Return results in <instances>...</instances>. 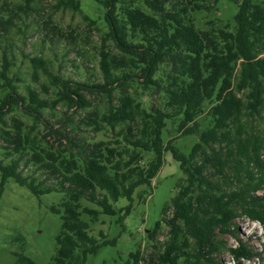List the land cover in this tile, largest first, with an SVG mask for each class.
Masks as SVG:
<instances>
[{
    "label": "trees",
    "instance_id": "16d2710c",
    "mask_svg": "<svg viewBox=\"0 0 264 264\" xmlns=\"http://www.w3.org/2000/svg\"><path fill=\"white\" fill-rule=\"evenodd\" d=\"M1 1L8 6L9 0ZM24 1L28 8L32 0ZM55 1L56 8L81 10L82 0ZM95 1L103 9L107 27L99 51L103 82L54 76L46 61L34 56L30 58L34 75L39 69L50 74L56 97H42L32 87L25 95L19 91V80L9 75L11 64L3 54L0 138L7 151L19 155L9 163L0 160V194L10 178L36 196L64 193L61 203L51 207L62 214L51 264H86L103 245L116 243L104 238L103 231V241L91 234L90 222H97L102 214L119 215L117 221L123 222L135 191L143 185L147 190L152 187L164 153L170 151L186 178L170 201L172 215L164 218L168 237L161 247L154 244L157 249L149 257L140 249L130 252L125 264H220L215 258L224 247L219 237L235 234L240 214L258 221L264 233V134L252 123L264 113V0H234L238 11L233 30L196 25L194 13L210 11L211 4L220 0H140L147 9L137 4L119 7L122 0ZM15 15L0 13V36L8 32ZM107 41L119 52L114 53ZM161 69L164 78L157 77ZM135 82L162 92L165 108L147 107L130 90ZM99 93L107 95L105 109L93 110L85 123L97 132L116 131L112 141L71 146L60 140L59 148H48L24 129L19 118L12 117L11 126L6 121L16 108L42 121L44 110L59 104L68 107L67 118L72 108L92 106L87 95ZM203 113L210 118L207 128L198 122ZM172 128L178 135L165 141L164 131L168 134ZM188 134L199 139L185 154L176 140ZM147 154H152L149 160ZM22 161L36 165L45 177L36 172L25 175ZM52 178L56 183L49 182ZM122 198L129 203L117 209L115 204ZM83 200L97 206L83 205ZM160 226L159 220L148 234L150 239ZM228 250L238 261L257 255L241 239ZM14 264L39 263L18 253Z\"/></svg>",
    "mask_w": 264,
    "mask_h": 264
},
{
    "label": "rangeland",
    "instance_id": "374dc122",
    "mask_svg": "<svg viewBox=\"0 0 264 264\" xmlns=\"http://www.w3.org/2000/svg\"><path fill=\"white\" fill-rule=\"evenodd\" d=\"M2 4L0 0V13L6 17L16 15L8 32L0 36V69L3 65V54L6 52L11 64L9 75L19 80L17 86L22 94L26 95L28 87H32L37 89L42 97L49 99L56 97L57 89L51 84L50 74L39 69L38 76L34 75V67L30 60L34 56L43 58L48 71L54 76L89 83L103 82L99 51L107 27L103 23V9L95 0H82L79 11L56 8L55 0H32L28 8L24 0H9L8 6ZM134 4L147 9L140 0H122L119 7ZM211 6L210 11L194 13L197 27L233 30L238 11L235 1L220 0ZM107 45L114 53L119 52L112 42L107 41ZM165 74V70L161 69L157 77L164 78ZM129 87L131 92H136L144 100L147 107L155 105L165 108L162 92L155 93L152 88L147 90L143 84L136 82ZM119 91H116L117 94ZM87 97L92 106L85 109L72 108L68 111L67 118L65 113L68 107L59 104L55 108L45 109L42 121H35L19 108L9 113L6 121L8 126H11L12 117L19 118L24 123V129L30 130L31 136L48 148L51 145L59 148L60 140L63 144L71 146L86 141L114 140L116 131L105 128L97 132L85 123L87 115L93 110L105 109L107 95L99 93L89 94ZM209 119L206 113L198 117L201 128L209 126ZM252 123L256 126L257 132L264 134V113L262 118L259 117ZM50 128L59 132H51ZM177 135L172 128L168 134L165 130L163 137L167 141ZM198 139L196 134L183 135L176 140V145L181 152L189 154ZM3 142L0 138V160L9 163L19 154L12 150L7 151ZM8 152L12 154L8 155ZM28 156L26 154L25 158ZM150 156L152 154H147L145 160H149ZM21 168L25 175L36 172L39 178L45 177L32 163L25 165L22 161ZM185 178L179 162L173 158L170 151L165 152L162 168L153 179L152 187L147 190L143 185L135 191L132 209L124 216L123 222L117 221L119 215L106 214H102L97 222H90L88 215L83 214L82 218L90 222L91 234L101 238L100 231H103L104 238L116 239V243L103 245L96 254L89 255L86 264H125L130 252L140 249L149 257L157 249L154 244L158 248L161 247L169 234V227L164 218L172 215L170 201L179 191ZM56 180L52 178L49 182L56 183ZM63 198L62 192L36 196L14 179L6 181L0 194V264H14L18 253L30 256L39 264L52 263L56 252V238L62 227V214L52 211L51 207L60 204ZM128 203L127 199L122 198L115 206L117 209L123 208ZM82 204L97 206L87 200H83ZM166 206L168 208L164 211ZM159 220L161 226L155 237L150 239L148 234ZM235 222V234L227 233L219 237L224 247L215 253V258L220 264H264V233L261 224L242 214ZM239 239L257 252L256 257L241 258L239 261L233 257L228 248L238 246Z\"/></svg>",
    "mask_w": 264,
    "mask_h": 264
}]
</instances>
